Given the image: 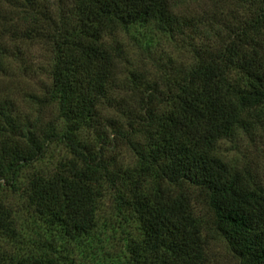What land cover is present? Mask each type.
<instances>
[{
	"label": "trees",
	"instance_id": "obj_1",
	"mask_svg": "<svg viewBox=\"0 0 264 264\" xmlns=\"http://www.w3.org/2000/svg\"><path fill=\"white\" fill-rule=\"evenodd\" d=\"M6 1L4 33L45 45L49 81L33 114L0 96V191L18 196L0 202V264H83L107 194L136 231L115 264H208L198 206L241 264H264V169L218 152L264 141V0ZM135 28L142 56L157 36L180 54L134 63ZM52 146L53 169L29 172Z\"/></svg>",
	"mask_w": 264,
	"mask_h": 264
},
{
	"label": "rangeland",
	"instance_id": "obj_2",
	"mask_svg": "<svg viewBox=\"0 0 264 264\" xmlns=\"http://www.w3.org/2000/svg\"><path fill=\"white\" fill-rule=\"evenodd\" d=\"M45 1V0H44ZM50 3L55 4L56 0H49ZM13 0V4H15ZM16 6L10 7L6 0H0V35H4L2 46L9 51L8 58L5 59L6 66L0 70V96L7 92L10 98L15 101L16 107L24 114H33L35 108L27 99L30 93H39L42 87L48 83V65L49 53L43 43L25 40H10L9 35L4 31L11 21L7 16L11 15ZM143 31L140 28L132 30L129 36L122 35L121 41L128 47L132 46L130 55L134 63H139L140 58L143 57V62H149L148 56L151 55L163 60L166 56L173 57L180 54V52L173 54V47L164 39L157 36V42L152 46L150 52L141 53V44L136 46L131 45L132 38L139 36ZM140 56V58H139ZM129 59V58H128ZM50 111L43 120L49 118ZM36 114V113H35ZM257 132L256 135H258ZM256 137L255 141L249 142L248 137L241 134L230 140L221 141L218 146L219 154L226 160L232 162L234 165L250 164L251 170L261 174L263 172V153L262 145L263 139ZM262 136V135H261ZM92 135H90V138ZM64 151L59 146H52L44 160L39 162L32 170L49 171L57 164V162L64 156ZM118 160L127 164L132 163V156L128 150H122L118 156ZM17 203V194H12L7 190L0 191V202ZM203 221L206 240H207V258L208 264H241L238 258L233 256L229 251L225 241L215 232L211 231V225L208 220L207 212L204 207L198 206ZM97 232L93 239V243L84 245L80 248L81 253H77L75 260L83 262V264H115L118 261L119 255L122 254L124 237L126 234H135L133 224H124L121 218L118 217L113 210L112 198L109 194L105 195L102 204L97 213ZM210 228V229H209Z\"/></svg>",
	"mask_w": 264,
	"mask_h": 264
}]
</instances>
